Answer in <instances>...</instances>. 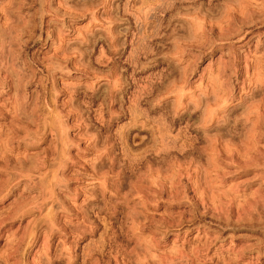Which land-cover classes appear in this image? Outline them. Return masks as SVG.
I'll list each match as a JSON object with an SVG mask.
<instances>
[{"label": "rangeland", "instance_id": "obj_1", "mask_svg": "<svg viewBox=\"0 0 264 264\" xmlns=\"http://www.w3.org/2000/svg\"><path fill=\"white\" fill-rule=\"evenodd\" d=\"M0 264H264V0H0Z\"/></svg>", "mask_w": 264, "mask_h": 264}]
</instances>
